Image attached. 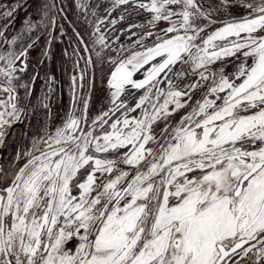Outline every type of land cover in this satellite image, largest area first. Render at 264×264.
Returning <instances> with one entry per match:
<instances>
[{"label": "snow or ice", "instance_id": "obj_1", "mask_svg": "<svg viewBox=\"0 0 264 264\" xmlns=\"http://www.w3.org/2000/svg\"><path fill=\"white\" fill-rule=\"evenodd\" d=\"M129 3L151 13L149 23L171 21L164 31L174 35L158 37L153 46L119 62L110 58L115 64L108 78L112 107L93 124L103 129L115 111L135 110L122 99L127 86L151 85L135 108L150 99L153 88L164 102L144 109L139 118L123 114L101 135L69 118L41 138L46 150L24 153L30 158L0 189V264H264V35L258 34L264 33V0H220L215 9L197 0H116V5ZM236 3L248 14L205 34L207 24L199 21L215 24L212 12H230ZM97 43L107 47L102 35ZM238 54L244 60L232 73L213 69ZM25 55H0L7 64V69L0 67L7 81L2 90L9 93L7 101L0 100V143L5 126L21 119L13 81L15 63ZM149 62L143 79H134ZM178 62L188 64L200 81L210 78L211 85L171 133L165 126L166 143L153 149L147 147L156 140L153 125L187 103L181 97L188 92L172 90L171 80L166 93L156 83L161 74L184 76L173 67ZM219 94L224 95L217 104ZM170 103L175 105L171 110ZM250 109L256 110L239 114ZM126 147L117 160L95 155ZM141 161L147 162L146 170H140ZM118 163L136 166L131 179L125 181L128 173L122 170L115 174ZM82 170L86 175L80 180ZM197 170L198 175H188ZM97 173L113 176L100 179ZM74 239L75 248H68Z\"/></svg>", "mask_w": 264, "mask_h": 264}, {"label": "flooded vegetation", "instance_id": "obj_2", "mask_svg": "<svg viewBox=\"0 0 264 264\" xmlns=\"http://www.w3.org/2000/svg\"><path fill=\"white\" fill-rule=\"evenodd\" d=\"M32 1L33 0H0V33H2V35H0V55L6 54L10 51L16 53L17 55H19L21 51L26 52V55L21 57L15 63L14 75L16 79L13 81V86L15 87L16 104L18 102V93L22 88L26 89V96L22 98L21 95L20 97L21 106L19 107L23 108L25 105V107H27L30 111L27 113L28 116H23V118L21 117V119L15 120L5 126V136L3 137L2 145L8 139L11 132L16 127L24 125L25 122L27 125L32 123V125L36 128L45 127L52 129L53 127H63L64 123L69 118L74 117L80 121L81 129L84 131L92 130L95 135H101L103 131H110L111 129L109 125L111 122L117 118H122L123 114H126L129 119L132 117L139 118L141 117L144 109L151 111L152 104L155 103L158 106L164 102L165 96L161 94L157 97L155 95V89L153 88V91L149 93L150 99L146 100L140 108H135L139 98L145 95L147 88L151 87V85L146 86L145 89H133L130 86H127L128 90L125 94H122V99L126 101L129 108H133L135 110L131 112L127 111V109L115 111L114 114L105 118L108 123L103 125V129H101L99 122L94 125L93 121L96 117L101 115L103 112H107L112 105L110 100L106 103H101V101H99V105H97L96 100L92 98L93 83L90 54L94 50L104 49L113 52L116 57V62H119V60L129 57L132 52H141L146 47L153 46L156 42H158V37L160 39H164L174 35V33H166L164 31V29L169 27L171 21H157L154 24L149 23L148 21L151 19V13L135 8L132 3H129L128 5H116V0H73L71 4L66 0H53L55 10L57 11L56 13L63 26L62 33H60L62 36L57 37L59 40L57 39L56 43L59 44L43 53L42 51H36L38 45L36 41L32 42L27 41L25 38L22 39L19 35H17L16 31L17 27H20V23L32 17ZM144 2H148V0H144ZM197 2L203 4L205 7H211L213 9L220 4V0H197ZM172 8L174 11H179L178 6L173 5ZM6 12H11V15H5L4 13ZM248 12L249 9L243 8L239 3H236L231 7L230 12H225L224 10H214L212 12V19L216 21L215 24H208L207 21L204 20L199 21V23L207 24V28L205 30L206 34L207 32L213 31L216 27L221 26L225 20L239 18L247 15ZM121 16H123V19H121ZM77 19L89 21L87 29L90 27V31H86L89 43L86 41V36L80 33L78 26L74 23V20ZM173 19H176V17ZM113 20L116 21L115 24L112 23ZM99 21H103V23L98 24ZM65 25L70 29L72 36L77 41V47H79L85 54L88 67L90 68L89 77L87 80H84L86 83L82 92H80L79 87L83 84V82L76 83L73 81V78L68 79L67 77H59L56 76L57 73H55L57 68V56L55 49H59L60 54H62L64 48L67 46H64V44L62 45V43H65L63 32ZM129 25L138 26L129 28ZM97 27H99V32L96 31ZM146 33H152V35H145ZM105 34L106 36H104ZM258 34L264 35V33ZM101 35L104 37V43L107 47L97 43L98 37ZM13 37H17V39L13 43H9ZM141 38H143L142 45L137 43L141 40ZM197 43H199V41H197ZM16 47H18V49H15ZM68 47L71 49V43ZM86 52L89 53V58ZM159 60L160 58L157 57L156 62H159ZM243 60L244 58L242 54H238V57L226 58L223 63L217 62L212 67L214 70L216 68L223 67L226 74L232 73L235 70V65ZM248 63H251L250 59ZM151 64L152 62H149V64L145 65L142 70L134 73L133 78L136 80L143 79L144 72L151 67ZM42 65L44 66L43 77H33L35 79L32 77H26L27 69L32 68V66H36L37 69H40ZM0 67L7 69L6 62L0 61ZM173 67L176 70H183L185 75L177 78L174 72L168 73L167 75L161 74L157 77L156 83L162 92L166 93L170 89L169 80H171L172 90H182L188 92V96L181 97V102L183 103L187 100V103L183 108L177 109L174 113H172L167 120L161 119L153 125V133L156 140L150 141L147 145V147H151L153 149H158L161 144L166 143L165 137L162 135L165 126L167 125V132L171 133L177 126L181 117L192 111L193 107L196 106L197 101L203 98V96L207 93L208 87L211 85L210 78L205 81H200L198 74L193 72L188 64L178 62L177 65ZM21 69H23V71H21ZM193 83H198L200 86L195 89H188L186 87L187 85ZM20 85H24V87H20ZM6 86L7 81L5 77L0 75V100L7 101L9 99V93L2 90V87ZM219 95L221 96V99L216 101L217 104L222 103V97L224 94ZM209 99L215 100L216 97L209 96ZM85 101H87V108H85ZM168 107L169 110H171L175 107V105L170 103ZM255 110L256 109H250L247 113L240 111L239 114L246 115ZM0 111H4V109L0 107ZM8 111H11V109L9 108ZM6 118L11 119L8 117ZM75 134L79 135V130ZM46 147L33 151L31 154L39 155L40 151L46 150ZM124 151H127V147L117 152L109 151L108 153H95V155L101 158L117 160ZM29 158V156L25 157L24 160L16 166L11 173L9 180H7L4 185L0 186V189L7 187L11 183L16 172L23 167ZM151 159V157H147L148 161ZM139 168L140 170H146L147 162L141 161ZM117 169L118 171H116L115 174H119V171L121 170L128 173L125 181L131 179L137 170L136 166H128L123 163H118ZM87 171H90V169H87ZM198 174L199 170L188 175L191 176ZM79 175L80 178H84L86 171L82 170ZM96 175L100 179L113 176V174L109 173H104L102 176L100 173H97ZM156 179H159V177ZM121 186H126V182ZM78 194L79 193L77 192L73 193V195ZM76 243L77 241L74 239L68 245H72V247H74Z\"/></svg>", "mask_w": 264, "mask_h": 264}, {"label": "rangeland", "instance_id": "obj_3", "mask_svg": "<svg viewBox=\"0 0 264 264\" xmlns=\"http://www.w3.org/2000/svg\"><path fill=\"white\" fill-rule=\"evenodd\" d=\"M66 1L68 3L70 2V4L73 2V0ZM32 3V17L20 23V27H17L16 30L17 35L22 39L25 38L27 41H36L38 44L36 51L45 53L48 49L50 50L53 46L59 44L56 43L57 39L59 40L57 37L62 36L60 33H62L63 26L56 13L57 11L55 10L53 0H33ZM88 22V20H74V23L78 26V30L84 36L88 35L86 31H90V27L87 29ZM63 32L65 43H62V45L64 44V46H67L64 48L62 54H60L59 49H55L57 56V68L55 73H57L56 76L59 77H67L68 79L73 78V81L76 83L83 82L79 87L80 92H82L86 83L84 80H87L89 77L90 68L88 67L87 58L83 51L77 47L78 43L66 25ZM104 36H106V34ZM86 41L89 43L87 36ZM70 43L72 45L71 49L68 47ZM15 49H18V47ZM97 52H100L101 55L97 56ZM110 58L116 59L115 54L104 49L94 50L90 54L93 83L92 98L96 100L97 105H99V101H101V103H106L111 99L108 78L115 64L110 62ZM43 76V65L40 69H37L36 66L27 69L26 77L33 78ZM21 95L22 98L26 96L25 88L20 90L17 98V107L23 110L21 112V117L23 118V116H28L27 113L30 111L25 105L23 108L19 107L21 106ZM22 101L24 102L23 99ZM56 128L57 127H53L52 129L45 127L36 128L32 123L27 125L25 122L24 125L16 127L11 132L4 144H0V186L4 185L7 180H9L16 166L27 157L24 153H32L33 151L46 147L41 138L47 139V136L53 133ZM18 152L20 153L19 157L17 156ZM80 180H83V178H80ZM75 192L79 193L78 189H73L72 194ZM93 195H95V193ZM67 247L70 249L75 248V246L72 247V245H67Z\"/></svg>", "mask_w": 264, "mask_h": 264}, {"label": "water", "instance_id": "obj_4", "mask_svg": "<svg viewBox=\"0 0 264 264\" xmlns=\"http://www.w3.org/2000/svg\"><path fill=\"white\" fill-rule=\"evenodd\" d=\"M87 53V52H86ZM87 56H88V58H89V53H87Z\"/></svg>", "mask_w": 264, "mask_h": 264}]
</instances>
